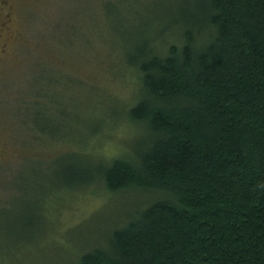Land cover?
Segmentation results:
<instances>
[{
	"label": "trees",
	"instance_id": "1",
	"mask_svg": "<svg viewBox=\"0 0 264 264\" xmlns=\"http://www.w3.org/2000/svg\"><path fill=\"white\" fill-rule=\"evenodd\" d=\"M171 1L161 21L180 42L160 54L140 28L124 38L145 143L99 172L109 191L158 196L72 264H264V0Z\"/></svg>",
	"mask_w": 264,
	"mask_h": 264
},
{
	"label": "rangeland",
	"instance_id": "2",
	"mask_svg": "<svg viewBox=\"0 0 264 264\" xmlns=\"http://www.w3.org/2000/svg\"><path fill=\"white\" fill-rule=\"evenodd\" d=\"M171 8L178 4L0 0V264H72L158 196L109 191L99 172L147 135L129 119L142 93L124 38L140 28L162 54L181 40L177 25L169 37L161 21ZM37 105L43 114L33 124ZM75 165L88 177L66 178Z\"/></svg>",
	"mask_w": 264,
	"mask_h": 264
},
{
	"label": "flooded vegetation",
	"instance_id": "3",
	"mask_svg": "<svg viewBox=\"0 0 264 264\" xmlns=\"http://www.w3.org/2000/svg\"><path fill=\"white\" fill-rule=\"evenodd\" d=\"M9 1L10 0H1V2L3 3V4H9ZM6 16H7V18L9 17L8 16V13H6ZM5 22V21H4ZM5 47V42H2L1 41V39H0V51H4V48Z\"/></svg>",
	"mask_w": 264,
	"mask_h": 264
}]
</instances>
